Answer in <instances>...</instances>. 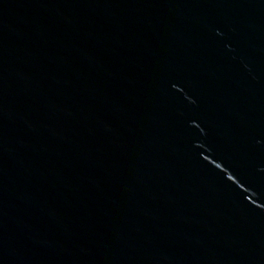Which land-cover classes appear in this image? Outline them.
Wrapping results in <instances>:
<instances>
[{"label": "water", "instance_id": "1", "mask_svg": "<svg viewBox=\"0 0 264 264\" xmlns=\"http://www.w3.org/2000/svg\"><path fill=\"white\" fill-rule=\"evenodd\" d=\"M0 264H264V0H0Z\"/></svg>", "mask_w": 264, "mask_h": 264}]
</instances>
